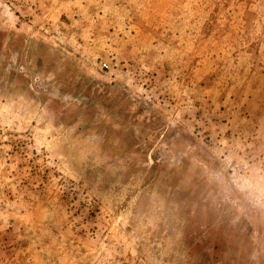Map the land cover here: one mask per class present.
Masks as SVG:
<instances>
[{
	"label": "rangeland",
	"instance_id": "374dc122",
	"mask_svg": "<svg viewBox=\"0 0 264 264\" xmlns=\"http://www.w3.org/2000/svg\"><path fill=\"white\" fill-rule=\"evenodd\" d=\"M0 264H264V0H0Z\"/></svg>",
	"mask_w": 264,
	"mask_h": 264
},
{
	"label": "built area",
	"instance_id": "2783aa9c",
	"mask_svg": "<svg viewBox=\"0 0 264 264\" xmlns=\"http://www.w3.org/2000/svg\"><path fill=\"white\" fill-rule=\"evenodd\" d=\"M103 68H105V66H102Z\"/></svg>",
	"mask_w": 264,
	"mask_h": 264
}]
</instances>
